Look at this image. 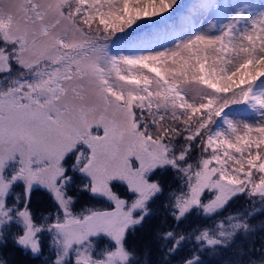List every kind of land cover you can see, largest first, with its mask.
I'll list each match as a JSON object with an SVG mask.
<instances>
[{
	"label": "snow or ice",
	"instance_id": "snow-or-ice-1",
	"mask_svg": "<svg viewBox=\"0 0 264 264\" xmlns=\"http://www.w3.org/2000/svg\"><path fill=\"white\" fill-rule=\"evenodd\" d=\"M179 9L0 0V264H151L153 242L157 264H206L264 231V0ZM161 197L167 227L141 259L129 237ZM253 251L237 264H264Z\"/></svg>",
	"mask_w": 264,
	"mask_h": 264
},
{
	"label": "trees",
	"instance_id": "trees-1",
	"mask_svg": "<svg viewBox=\"0 0 264 264\" xmlns=\"http://www.w3.org/2000/svg\"><path fill=\"white\" fill-rule=\"evenodd\" d=\"M171 176L165 177V184L169 181H171ZM176 185L175 183L172 184V187L174 188ZM165 195H167V187ZM164 202V198L161 197L160 200H157L156 203L153 205L154 208V216L150 219V221L145 225V228L142 230L137 231V233L134 236L129 237V244L131 246H135L137 250L141 253V259H143L142 250L145 246V244L151 239L152 234L156 227H167V225L163 224L162 221L165 217V212L162 207V204ZM95 202L92 201L86 194L80 195L77 209L79 207L85 205V204H94ZM247 201L244 199L243 196L234 199L230 206L224 210L222 215H227L230 212H236L238 210H241L245 207ZM33 208L39 212L41 210L49 209L52 207L50 199L47 197L46 194H43L41 192H37L33 194V202H32ZM100 206V205H96ZM264 219L262 216H255L252 218L251 222L253 224H258L260 220ZM202 224V225H211V221L204 220L201 218H193V224ZM242 247L244 249L245 254L240 255L236 249ZM250 247H256V248H262L264 247V231L257 230L255 233L250 234L247 238L243 236H237L235 242L229 247L228 249H222L220 254L215 257H209L205 256L204 259L206 260V264H237L238 261L246 262L248 259V256L251 255L252 257L258 258L260 256V252L253 251L251 253L248 252V249ZM15 259L18 261V264H40V262L43 260V257L40 258H24V257H15ZM149 261H151V264H157V262L161 259L160 253L158 251V245L156 242L152 243V251L150 255L148 256Z\"/></svg>",
	"mask_w": 264,
	"mask_h": 264
},
{
	"label": "rangeland",
	"instance_id": "rangeland-1",
	"mask_svg": "<svg viewBox=\"0 0 264 264\" xmlns=\"http://www.w3.org/2000/svg\"><path fill=\"white\" fill-rule=\"evenodd\" d=\"M253 1V2H252ZM262 2V0H178V3L180 4L179 9V15L185 16L191 13L194 9V6L199 3H257ZM171 11V9L169 10ZM147 19V18H146ZM191 19L194 22H198L199 24L203 25L204 27H208L213 20L219 19V16L215 12H206L203 14L197 13L194 16L191 17ZM179 20V17H177V21ZM205 20L208 21V23H205Z\"/></svg>",
	"mask_w": 264,
	"mask_h": 264
},
{
	"label": "bare ground",
	"instance_id": "bare-ground-1",
	"mask_svg": "<svg viewBox=\"0 0 264 264\" xmlns=\"http://www.w3.org/2000/svg\"><path fill=\"white\" fill-rule=\"evenodd\" d=\"M253 2V1H252ZM260 2L258 1L256 4H259Z\"/></svg>",
	"mask_w": 264,
	"mask_h": 264
}]
</instances>
